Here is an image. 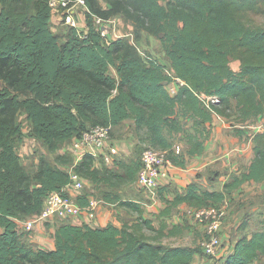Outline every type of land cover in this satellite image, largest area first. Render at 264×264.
<instances>
[{
	"label": "trees",
	"instance_id": "trees-1",
	"mask_svg": "<svg viewBox=\"0 0 264 264\" xmlns=\"http://www.w3.org/2000/svg\"><path fill=\"white\" fill-rule=\"evenodd\" d=\"M49 1L0 0V264H191L198 247L152 242L142 226L154 227L142 217L139 225L122 227L60 222L54 249L31 245L29 232L18 229L16 221L39 213L45 196L69 183L68 170L59 165L74 162L64 154L56 155L55 163L40 155L29 172L16 152L24 138L19 116L25 117L29 136L52 153L91 127L112 129L132 119L138 138L166 150L179 167L186 159L174 152L170 135L184 134L191 157L203 151L213 115L234 116L241 125L262 117L263 130L252 134L253 157L245 172L233 175L222 190L197 183L175 190L171 199L162 197L166 205L160 215L169 216L182 203L217 206L242 183L264 181V25L244 20L248 13L264 15V0H85L86 30L67 26L61 35L51 29ZM96 16H121L133 25L135 40L140 31L156 37L169 67L142 55L128 37L102 38ZM232 59L238 70L230 66ZM175 78L182 84L172 95L167 84ZM115 164L117 169L99 168L86 153L73 168L94 185L122 184L135 180L141 161ZM83 199L76 201L84 206L88 200ZM106 201L139 216L143 212L134 200L116 195ZM161 227L160 232L168 224ZM183 230L172 226L167 233ZM261 256L264 212L260 228L239 237L222 264H252Z\"/></svg>",
	"mask_w": 264,
	"mask_h": 264
},
{
	"label": "crops",
	"instance_id": "crops-1",
	"mask_svg": "<svg viewBox=\"0 0 264 264\" xmlns=\"http://www.w3.org/2000/svg\"><path fill=\"white\" fill-rule=\"evenodd\" d=\"M74 17L77 25L76 28L86 30L85 11H76ZM52 24H59V18L55 14L51 15V29L54 32L56 28H54ZM233 117L234 116L228 118L218 115L212 116V120L206 124L208 136L204 141L203 151L199 155L189 157L186 153L189 146H186L185 151L182 153L186 159L185 166L179 167L172 165L170 176L163 181L161 186L156 189V192L150 193L147 191L149 195H145V198L150 200V205H148L149 209L156 206V208L161 211L166 205L162 197L168 199L169 195L174 193L175 190L184 191L190 183H197L202 189L222 190L224 184L229 182L233 175H239L247 170L253 157L252 134L261 129L262 124L252 126L246 123L245 125H241L236 122ZM124 123L130 124V134H132L134 132V121L132 119H126L119 125ZM246 136L250 137L245 141L244 139ZM37 142L42 144L40 141ZM66 143L67 142L63 145ZM172 148L174 147L172 146ZM63 150L64 148L60 147L55 154L62 155ZM117 151V143L112 140L110 141L109 138L104 149H96L94 151L95 154L93 156L95 158V164L100 155H108L109 153L116 154ZM73 154L76 156L73 162H79L83 157L81 153L75 152ZM51 162L55 163V161ZM35 163L37 166V156L35 158ZM59 167L66 169V165L63 164H60ZM115 169H117V166ZM258 183L261 182L246 181L225 195V199L229 202V209L221 231V247L217 257H213L215 260L212 258H203L200 264H222L226 257L233 251L234 243L239 237L243 235L249 237L254 231L260 228L264 212V191L261 193L260 190L255 189ZM88 198L92 197L87 196V199L83 200H88ZM135 201L139 202L140 205L143 204V202L139 200ZM141 206L143 208V205ZM186 207L187 205L182 203L172 208L170 215L173 214L174 224L171 226L168 225V228L178 226V224L182 222L181 218H183V216L180 209L185 210ZM117 208L120 207L116 203L104 201L103 204H101L98 202L95 218L89 219L87 216L83 215L74 218L70 223L77 225L88 224L92 227L105 226L107 223L116 225L115 216L118 210H120ZM179 215H181V217ZM162 218H166L167 220L169 216ZM17 222L18 221H16V223ZM243 222H245V226L242 225ZM57 224L56 222L38 223L33 231L29 232L27 236L28 242L34 247L46 250L54 249L55 240L53 235ZM189 237L192 238L191 240L196 238L194 233H190ZM181 245L193 246V243L191 241L190 243ZM197 257L198 255L196 254L191 264H194ZM252 264H256V262Z\"/></svg>",
	"mask_w": 264,
	"mask_h": 264
},
{
	"label": "rangeland",
	"instance_id": "rangeland-1",
	"mask_svg": "<svg viewBox=\"0 0 264 264\" xmlns=\"http://www.w3.org/2000/svg\"><path fill=\"white\" fill-rule=\"evenodd\" d=\"M78 12H81L82 9H77ZM120 17V24L117 26V29L121 33L129 34L128 37H133L135 40V34L133 32V25L129 22L123 19L121 16ZM246 24L248 25H264V15H259V14H253V13H248L246 17L244 18ZM56 30L54 32L62 34L64 29V26L61 24H52ZM56 26V27H55ZM61 29V30H60ZM79 30H82L79 28ZM85 32V31H84ZM136 44V47L138 51L142 55H150L152 58H155L159 63H162L166 66L169 65L167 58L164 54V51L161 48L159 40L144 32L140 31L139 37L134 41ZM230 66L232 67L233 70H238L239 68V62L236 59H232L230 61ZM169 67V66H168ZM110 73L114 74L115 71L113 68H110ZM171 73V72H170ZM176 78L173 82L174 85L179 84V80ZM181 84V82H180ZM172 86L171 84H169ZM19 120L21 121L23 129L27 130V122L25 117L21 114L19 116ZM263 123V118L262 117H257L255 119H252L249 124L252 126H256L257 124H262ZM190 120L186 121V127H190ZM252 130V129H251ZM254 130V129H253ZM260 131L263 130L262 128L259 129ZM131 133V127L130 124H122L115 126L110 130V141H115L118 146V151L117 153H109L108 157L109 160L106 161L104 160L103 155H100L97 159L96 165L99 168H109V169H115L116 167V162L118 160H126L129 161L131 159H140L141 161V155L142 152L145 148L151 147L149 146L148 142L142 138L139 139L138 135H136L135 131ZM24 138L19 142L17 151L20 154L22 163L25 165L26 169L33 173L36 168V163H35V158L36 156L44 155L48 160L50 161H55L56 158V152H48L43 144H40L36 140H34L31 136H29L28 132L26 131L23 134ZM142 137H145L143 133H141ZM250 136L245 137V141L247 138ZM169 139L171 141L172 146L174 147L173 150L176 154L180 155L185 151L186 149V140L184 138L183 133H174L169 136ZM70 144L71 141L67 142L65 145H62L61 147L64 148L62 151V154L65 156L71 157L73 160L76 157L73 152L70 150ZM157 149V148H156ZM73 155V156H72ZM66 165V170H70L72 165L69 164H64ZM115 184H105V183H100L97 185L92 184L91 182H86L84 185L82 191L80 194H77L75 198H78L79 196H82V198H85V196L92 197L93 199L97 200L99 203L103 204V202L106 201V196L109 197H114V196H119L122 199H128V200H139L143 202V212L139 216L138 213L133 212V211H128L122 207L117 208L120 209L118 210V213L115 216V221L116 225L118 227H122L126 224H132V223H137L138 225L141 223L140 217L143 219H148L151 220V223L154 227V229H148L145 226H142V231L144 234H146L149 239L152 242L155 243H163L165 245H181L184 243H190L192 241L193 246L198 247L200 249V252L198 253V257L195 259L194 264H200L203 260V258H212L215 260V258L210 257L209 255H206L203 253L200 243L203 241L205 237L204 233V228L201 224L195 222L193 219H191L189 216H187L186 212L184 209H180V212H182V222L178 224V226L183 227L184 230L181 234L178 235H170L167 233L168 228H165L160 232L161 223L165 222L169 226L173 225V214L169 215V218L166 220V218H162L163 216L160 215V209L155 207L148 208V205H150V200L148 198H145V195H149V193L140 187L139 184L136 182V178L134 181L122 183V184H116L117 181H113ZM161 186V185H160ZM257 190H260L261 193L264 191V181L261 183L256 184L255 186ZM214 188V187H212ZM219 189V188H217ZM174 193H171L169 195L168 199H171L173 197ZM146 203V204H145ZM179 212V211H178ZM177 212V213H178ZM228 215V212H227ZM226 215V217H227ZM181 217V215H179ZM225 217V219H226ZM169 221V222H168ZM225 222V220H224ZM224 225V223H223ZM223 229V227H222ZM21 230V229H20ZM190 233H194V238L189 237ZM264 263V256H261L259 261L256 262V264H263Z\"/></svg>",
	"mask_w": 264,
	"mask_h": 264
},
{
	"label": "built area",
	"instance_id": "built-area-1",
	"mask_svg": "<svg viewBox=\"0 0 264 264\" xmlns=\"http://www.w3.org/2000/svg\"><path fill=\"white\" fill-rule=\"evenodd\" d=\"M49 6L51 7V14L57 15L59 24L64 26L61 29L64 30L67 26L77 27L74 17L77 9L87 11L85 0H50ZM94 24L101 37L106 40L129 36V34L121 33L117 29V26L120 24V17L118 16L107 19L96 16L94 17ZM128 38L131 43L135 44L133 37ZM174 80L169 83L172 86L167 84V90L172 95L176 93V85L173 84ZM180 82L182 84V81L179 80L178 83L180 84ZM208 100L217 102L215 97H208ZM110 129V126H94L89 128L79 137L71 140V152H77L83 155L86 153L94 155L96 149H104L106 146L110 138ZM26 131L23 129L24 133ZM17 148L16 152L20 155ZM103 157L104 160H109L108 155L103 154ZM76 163L74 162L68 171L70 175L69 183L61 191H53L47 194L39 213L29 216L24 220H17L18 229L31 232L38 223L70 222L74 218L83 215L89 219L95 218V211L98 205L97 200L88 198V203L84 206L79 205L76 201L75 196L81 193L86 184V180L73 168ZM171 167L172 163L167 156L166 150L147 147L141 155V165L136 175V182L146 191L155 193L163 181L170 176ZM228 209L229 202L227 200H224L217 206L185 208L187 216L203 226L205 237L201 241L200 246L203 253L210 257H217L218 255L222 243L221 231Z\"/></svg>",
	"mask_w": 264,
	"mask_h": 264
}]
</instances>
